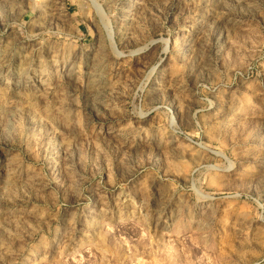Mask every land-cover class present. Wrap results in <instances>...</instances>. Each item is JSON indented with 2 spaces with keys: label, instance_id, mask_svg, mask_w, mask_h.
<instances>
[{
  "label": "rangeland",
  "instance_id": "obj_1",
  "mask_svg": "<svg viewBox=\"0 0 264 264\" xmlns=\"http://www.w3.org/2000/svg\"><path fill=\"white\" fill-rule=\"evenodd\" d=\"M0 264H264V0H0Z\"/></svg>",
  "mask_w": 264,
  "mask_h": 264
}]
</instances>
